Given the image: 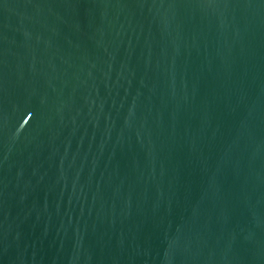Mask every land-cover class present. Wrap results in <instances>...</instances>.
<instances>
[{
    "label": "water",
    "instance_id": "1",
    "mask_svg": "<svg viewBox=\"0 0 264 264\" xmlns=\"http://www.w3.org/2000/svg\"><path fill=\"white\" fill-rule=\"evenodd\" d=\"M0 264H264V0H0Z\"/></svg>",
    "mask_w": 264,
    "mask_h": 264
}]
</instances>
